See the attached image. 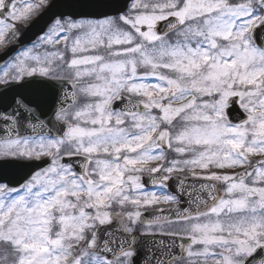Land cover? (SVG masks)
I'll return each instance as SVG.
<instances>
[{"label":"snow or ice","instance_id":"snow-or-ice-1","mask_svg":"<svg viewBox=\"0 0 264 264\" xmlns=\"http://www.w3.org/2000/svg\"><path fill=\"white\" fill-rule=\"evenodd\" d=\"M0 264H264V0H0Z\"/></svg>","mask_w":264,"mask_h":264},{"label":"flooded vegetation","instance_id":"flooded-vegetation-1","mask_svg":"<svg viewBox=\"0 0 264 264\" xmlns=\"http://www.w3.org/2000/svg\"><path fill=\"white\" fill-rule=\"evenodd\" d=\"M39 17H37L30 25L27 29H22V39L23 37V33L26 32L28 35H32L37 29L35 27V22L37 21Z\"/></svg>","mask_w":264,"mask_h":264},{"label":"water","instance_id":"water-1","mask_svg":"<svg viewBox=\"0 0 264 264\" xmlns=\"http://www.w3.org/2000/svg\"><path fill=\"white\" fill-rule=\"evenodd\" d=\"M45 19H46V17H45ZM44 22H45V21L42 20V19H40V18L37 20V24H36V29H37V30H36L35 32H37V31L43 26ZM35 32H34V33H35Z\"/></svg>","mask_w":264,"mask_h":264},{"label":"rangeland","instance_id":"rangeland-1","mask_svg":"<svg viewBox=\"0 0 264 264\" xmlns=\"http://www.w3.org/2000/svg\"><path fill=\"white\" fill-rule=\"evenodd\" d=\"M157 191H159V190L157 189Z\"/></svg>","mask_w":264,"mask_h":264}]
</instances>
